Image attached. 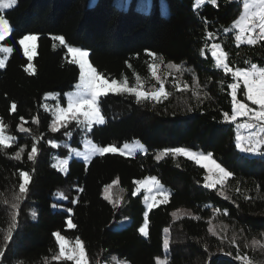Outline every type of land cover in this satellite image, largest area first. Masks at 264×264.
Masks as SVG:
<instances>
[{"label":"trees","instance_id":"16d2710c","mask_svg":"<svg viewBox=\"0 0 264 264\" xmlns=\"http://www.w3.org/2000/svg\"><path fill=\"white\" fill-rule=\"evenodd\" d=\"M241 1L217 0L216 5L194 8V0H167L166 15L160 11L159 0H148L145 9L137 7V0H124L126 7L115 0H18L5 10L12 31L0 45L13 51L0 69V120L15 141L0 149V264H74L52 259L59 252L52 235L57 231L67 240H82L89 264H111L112 257L128 264H156L157 257H166L168 264H244L235 259L238 253L251 263L264 264V157L236 149L235 125L223 122L222 116L224 111L231 114L227 84L232 79L214 67L206 47L221 43L231 67H245L246 60L264 66V42L237 48L233 33L223 31L238 16ZM208 32L213 38H206ZM25 34L38 36L33 74L25 71L29 61L18 43ZM56 35L89 50L90 62L108 78L127 76L134 84L139 74L146 89L159 86L148 71L151 57L145 50L155 52L164 58L156 63L169 98L160 104L136 103L130 95L108 94L100 98L104 125L84 132L72 122L53 133L52 113L43 105L56 104V100L44 99V94L57 93L64 105V93L79 77V68L69 62L66 48L53 39ZM169 63L191 71L177 72L167 67ZM174 77L189 88L178 91L173 87ZM193 91L199 98L193 97ZM237 98L244 99L242 91ZM20 126L29 131L20 133ZM66 131L73 132L71 138ZM84 136L101 146L139 140L146 152L97 155L87 164L71 158L66 173L52 167L53 152L65 156V143L80 147ZM33 143L38 147L35 162L27 159ZM169 147L211 152L234 176L223 187L206 189L205 170L194 161L171 155L155 159L158 151ZM21 148L18 161L14 157ZM20 170L29 172L31 183L26 197L16 201ZM147 176L160 180L169 200L149 211L145 237L138 231L146 211L143 194L133 196L131 182ZM113 180L124 189L116 205L104 199V187ZM13 203L19 206L13 208ZM179 207L190 209L192 215L172 219L171 211ZM14 215L18 226L5 241ZM123 216L128 222L115 228ZM68 219L76 225L74 229L67 228ZM211 224L215 236L208 231ZM165 227L170 242L167 256Z\"/></svg>","mask_w":264,"mask_h":264},{"label":"snow or ice","instance_id":"6c2138e0","mask_svg":"<svg viewBox=\"0 0 264 264\" xmlns=\"http://www.w3.org/2000/svg\"><path fill=\"white\" fill-rule=\"evenodd\" d=\"M18 0H0V41H5L6 37L12 31L9 21L5 18V10L12 9L16 6ZM205 3L216 5L217 0H196V7H199ZM126 7V5H124ZM166 14V12H165ZM225 33H234V41L236 47L241 45L256 46L261 42H264V0H243V11L237 19H235L229 27L224 28ZM212 32L207 33L208 39L213 38ZM54 40L59 42V45L66 48L67 53L70 54L71 64L78 66L79 68V82L75 85V91L69 92L66 95V106H62L59 103L58 97H52L57 99V103L54 107L47 104L43 105L46 112L52 113V120L50 124V130L55 133L60 129H67L69 124L75 122L77 127L84 132H90L94 125H104L106 123L105 116L102 114L101 97L108 94L118 95H130L133 96L136 103L153 102L155 104L163 103L169 98V91L165 86V78L159 74L160 64L156 61L163 62V57L158 56L151 50H145L148 57H151V62L147 65L148 71L151 77L159 85L151 89H146L139 74L135 76V83L130 84L128 77L124 76L122 79H110L104 74L100 73L93 63L90 62V52L79 46H70L66 43L65 38L62 35H56ZM38 36L36 34H25L18 43L23 49L24 55L27 57L29 64L25 67V71L29 74L34 73V68L30 63L33 56L36 54ZM208 47V51L214 61V67L216 69H222L225 75H230L232 82L227 84V88L230 89L229 95L231 97V114L224 111L222 113L223 122L235 125V147L236 149L245 154L264 157V66H260L257 63L251 61H245L247 66L245 67H231L229 64V53L224 50L221 43L213 42ZM13 51L12 47H0V52L8 54ZM202 56L205 54L204 49H201ZM127 63V62H126ZM5 67V59H0V69ZM170 69H175L177 72L182 70L191 71L190 69H182L181 64L169 63L167 65ZM170 75V73L168 74ZM195 82V77L193 78ZM173 87L179 90H187L189 85H181L176 78H173ZM223 91V86L221 87ZM242 91L244 99H238V92ZM193 97L199 98L197 91L192 92ZM250 102V103H249ZM250 105H254L252 107ZM12 108L15 109L16 105L13 104ZM191 111V109H189ZM21 120L24 118L21 117ZM33 123H37L34 119ZM6 125L0 120V149H6L12 146L15 141V137L11 135H5ZM18 131L20 133H26L28 128L20 126ZM65 135L69 138L72 137V131H66ZM52 147H58L55 142H51ZM65 147L67 145L65 144ZM85 151H76L70 149V154L76 157H82L85 164H87L93 156L103 157L109 153H119L121 156H132L137 150L146 152L145 146L139 141L132 143H124L122 147L115 144H108L101 146L97 143H93L92 140L84 139ZM23 149L15 153V159H21V153ZM38 155V147L36 143H33L31 150L27 154L29 161L35 162ZM171 155L172 157L183 156L189 160L194 161L196 165L202 167L208 173L204 177V185L206 189H214L217 185L224 186L226 182L234 176V173L223 166L222 163L217 162L213 158V153L192 151L185 147H169L161 151H158L155 155L157 161ZM52 167L56 168L60 172L66 173L69 167V160L58 159L57 163ZM19 185L18 194L15 195L16 201L23 200L28 191L31 183V176L28 171H19ZM118 183L117 180H113L110 184L104 187V199L109 200L113 205L119 204L120 197L113 198L110 195L109 190L113 185ZM135 190L132 195L135 196L142 189L146 193L144 196V203L146 205V211L144 212L143 224L139 228V233L142 236H148L149 227V211L154 207L161 204H166L169 200V193L161 184L160 180L155 176H147L144 179L135 180ZM121 192L124 189H120ZM228 199L223 192L218 193ZM57 196L61 199H67L63 193H57ZM76 203V201H72ZM19 205L13 203L12 207L16 208ZM71 212V209L68 210ZM219 211V210H217ZM35 216V213H32ZM173 217L177 216L176 212L172 213ZM13 222L10 225L7 234L5 235V241L11 239L12 231L18 225L16 223L15 215L12 218ZM76 225L71 219L67 220V228L74 229ZM208 231L212 235H216V232L212 227H209ZM163 249L165 256H167L170 242L168 238L169 229L166 227L163 229ZM55 237L56 243L59 247L58 254L52 257L53 260L60 261H73L74 264H89L85 246L80 238L75 241H69L59 231L52 234ZM264 235V234H262ZM255 242V241H254ZM3 256V252H0V257ZM235 259L243 261L244 264H251V260L247 256H241L239 253L235 256ZM115 264H128L123 260H117L116 257H112ZM156 264H168L167 259H156Z\"/></svg>","mask_w":264,"mask_h":264},{"label":"rangeland","instance_id":"374dc122","mask_svg":"<svg viewBox=\"0 0 264 264\" xmlns=\"http://www.w3.org/2000/svg\"><path fill=\"white\" fill-rule=\"evenodd\" d=\"M115 3H116L118 6H124V5H125L124 0H115ZM148 3H149L148 0H137V7L140 8V9H145V8H147ZM195 5H196V0H194L193 7H194V8H198V7H196ZM159 7H160V11H161L162 14L166 15V14L168 13L169 4L167 3V0H159ZM199 7H200V6H199ZM242 11H243V0L241 1V7H240L239 14H238V16H237L235 19H237V18L239 17V15L241 14ZM165 12H166V14H165ZM235 19H234V20H235ZM234 20H233V21H234ZM233 21H232V22H233ZM232 22H231V23H232ZM229 26H230V25H228V26H226V27H224V28H227V27H229ZM224 28H223V31H224ZM233 35H234V33H233ZM69 45H70V44H69ZM70 46H74V45H70ZM0 47H8V46L2 44V45H0ZM22 50H23V49H22ZM204 53H205V52H204ZM8 54H9V53H8ZM8 54H5V53L0 52V59H5V61H6V59H7V57H8ZM205 55H206V54H204L203 56H205ZM69 56H70V54H69ZM210 56H211V54H210ZM70 58H71V56H70ZM30 63L32 64V61H31ZM213 63H214V61H213ZM28 64H29V62H28ZM28 64H27V66H28ZM32 66H33V65H32ZM78 82H79V77H78L77 82L74 84V87H73L72 89H70V90H68V91H66V92L64 93V97H65V104H64V105L60 103V100H59L58 94H57V93H54V92H47V93H45V94H44V99H53L52 97H58L59 103H60L62 106H66L67 100H66V95H65V94H67V93H69V92H73V91H75V90H76V89H75V85H76ZM55 100H56V103H57V99H55ZM49 106L54 107L55 104L50 103ZM250 106L255 107V106H253V105H250ZM5 135H11V136L15 137L14 135L9 134V133H7V132H5ZM84 139H85V136L82 137V139H81V146H80V147H71V146L68 145V143H65V144L67 145V148H68V152H67V154H66L65 156H59V155H57L56 153L53 152V153L51 154V156H50L51 164L53 165V164L57 163V160H58V159H67V160H70L71 158H78V159H80V160H83L82 157H76V156L70 154V149H74V150H76V151H81V152L85 151V147H84ZM87 139H90V138L87 137ZM90 140H91V139H90ZM134 141H139V140L126 141V142H124V143H132V142H134ZM53 142H54V141H53ZM92 142H93V141H92ZM139 142H140V141H139ZM55 143L58 145L57 142H55ZM93 143H94V142H93ZM124 143H122L121 145H117V146L122 147ZM140 143H142V142H140ZM142 144H143V143H142ZM143 145H144V144H143ZM192 151H194V150H192ZM139 152H141V151L137 150L134 154L139 153ZM197 152H199V151H197ZM204 170H205V169H204ZM62 173H64V172H62ZM207 174H208V173H207L206 170H205V175H207ZM204 177H205V176H204ZM204 183H205V181H204ZM131 186L133 187V191H134L136 185L134 184L133 181L131 182ZM164 188H165V187H164ZM165 189H166V188H165ZM166 190H167V189H166ZM109 192H110V195L113 196V198H115L116 196H119V197L121 198V194H122V192L120 191V189H119L116 185H113L112 189H110ZM140 192H142V194H143V196H142V201H143V203H144V196L146 195V193L143 191V189H142ZM144 205H145V203H144ZM145 207H146V205H145ZM146 210H147V209H146ZM173 212H176V213H177V216H176V217H173V216H172V213H173ZM191 215H192V212L190 211V209H188V208H184V207H179V208H176V209H174V210L171 211V217H172V219H176V218L181 217V216H191ZM127 222H128V217H127V216H123L121 219H119V220L116 222V224L114 225V227H115V228H120V227L124 226ZM211 227H212L213 230H214V227H213L212 224H211ZM165 228H166V227H165ZM164 235H165V234H164V232H163V239H164ZM69 241H73V242H74L75 239H72V240H69ZM157 258H158V257H157ZM157 258H156V259H157ZM159 258H161V259H166V257H159ZM117 260H120V259H117ZM123 261H125V260H123ZM110 262H111V264H115V261H113L112 258H111ZM107 264H108V263H107ZM251 264H255V263H251Z\"/></svg>","mask_w":264,"mask_h":264},{"label":"water","instance_id":"95a60500","mask_svg":"<svg viewBox=\"0 0 264 264\" xmlns=\"http://www.w3.org/2000/svg\"><path fill=\"white\" fill-rule=\"evenodd\" d=\"M220 254H222V253H220ZM232 259V258H231ZM234 260V259H233ZM210 263V261H208V263L207 264H209Z\"/></svg>","mask_w":264,"mask_h":264}]
</instances>
